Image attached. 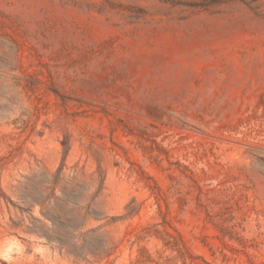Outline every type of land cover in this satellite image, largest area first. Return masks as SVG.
I'll list each match as a JSON object with an SVG mask.
<instances>
[{
  "label": "rangeland",
  "instance_id": "obj_1",
  "mask_svg": "<svg viewBox=\"0 0 264 264\" xmlns=\"http://www.w3.org/2000/svg\"><path fill=\"white\" fill-rule=\"evenodd\" d=\"M0 264H264V0H0Z\"/></svg>",
  "mask_w": 264,
  "mask_h": 264
}]
</instances>
